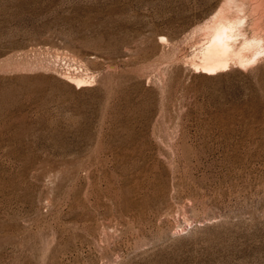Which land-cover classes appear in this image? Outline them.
Returning <instances> with one entry per match:
<instances>
[{"label": "rangeland", "instance_id": "rangeland-1", "mask_svg": "<svg viewBox=\"0 0 264 264\" xmlns=\"http://www.w3.org/2000/svg\"><path fill=\"white\" fill-rule=\"evenodd\" d=\"M213 1L0 0V264H264V64L181 56Z\"/></svg>", "mask_w": 264, "mask_h": 264}, {"label": "bare ground", "instance_id": "bare-ground-1", "mask_svg": "<svg viewBox=\"0 0 264 264\" xmlns=\"http://www.w3.org/2000/svg\"><path fill=\"white\" fill-rule=\"evenodd\" d=\"M189 33L181 56L194 72L257 68L264 64V0H215ZM65 77L77 88L88 84L81 74Z\"/></svg>", "mask_w": 264, "mask_h": 264}, {"label": "built area", "instance_id": "built-area-1", "mask_svg": "<svg viewBox=\"0 0 264 264\" xmlns=\"http://www.w3.org/2000/svg\"><path fill=\"white\" fill-rule=\"evenodd\" d=\"M60 63L65 67L64 74L65 75H74L77 71V62L71 56H62Z\"/></svg>", "mask_w": 264, "mask_h": 264}]
</instances>
